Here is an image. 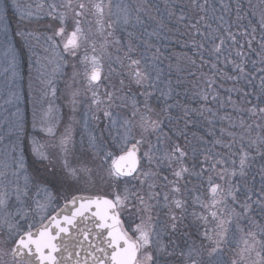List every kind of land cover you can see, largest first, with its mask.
Wrapping results in <instances>:
<instances>
[{
  "label": "snow or ice",
  "instance_id": "obj_1",
  "mask_svg": "<svg viewBox=\"0 0 264 264\" xmlns=\"http://www.w3.org/2000/svg\"><path fill=\"white\" fill-rule=\"evenodd\" d=\"M0 264H264V0H0Z\"/></svg>",
  "mask_w": 264,
  "mask_h": 264
}]
</instances>
